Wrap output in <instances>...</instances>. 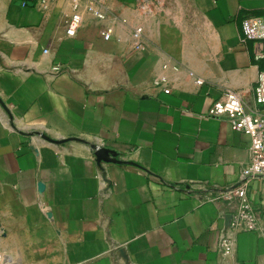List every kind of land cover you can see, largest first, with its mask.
<instances>
[{
    "label": "crops",
    "instance_id": "crops-1",
    "mask_svg": "<svg viewBox=\"0 0 264 264\" xmlns=\"http://www.w3.org/2000/svg\"><path fill=\"white\" fill-rule=\"evenodd\" d=\"M248 15L264 0H0V264H264V180L259 230L224 199L250 135L208 114L227 89L256 106Z\"/></svg>",
    "mask_w": 264,
    "mask_h": 264
},
{
    "label": "built area",
    "instance_id": "built-area-1",
    "mask_svg": "<svg viewBox=\"0 0 264 264\" xmlns=\"http://www.w3.org/2000/svg\"><path fill=\"white\" fill-rule=\"evenodd\" d=\"M55 0H32L35 6L41 9L48 8ZM100 6L105 0H94ZM166 0H135L138 11L143 16L153 15L165 6ZM75 12L71 15L67 34L74 36L81 24V14L77 11L78 5H74ZM95 15L102 17L103 13L90 7ZM141 27L135 28V35L141 34ZM243 40H254L256 47L255 58L264 62V15H248L242 22ZM106 37H109L106 34ZM56 71L62 68L60 65L54 67ZM166 82L162 78L156 83ZM169 92V88L165 89ZM254 100L256 106L250 107L242 95L233 90L227 89L223 96L216 100L209 110V116L221 118L230 122L236 130L243 131L250 135L251 144L249 147V162L245 171V176L235 185L227 188L224 192V199L236 204V211L231 220L230 227L238 231L259 230V212L254 208L249 196V187L255 180H264V68L260 70L259 77L254 86ZM233 245L231 236H224L220 241V246L225 252H230Z\"/></svg>",
    "mask_w": 264,
    "mask_h": 264
},
{
    "label": "water",
    "instance_id": "water-1",
    "mask_svg": "<svg viewBox=\"0 0 264 264\" xmlns=\"http://www.w3.org/2000/svg\"><path fill=\"white\" fill-rule=\"evenodd\" d=\"M112 154L114 155V152L107 148H103V147L96 148V155L99 161L100 160L113 161Z\"/></svg>",
    "mask_w": 264,
    "mask_h": 264
}]
</instances>
